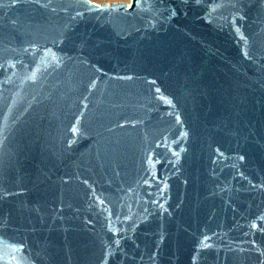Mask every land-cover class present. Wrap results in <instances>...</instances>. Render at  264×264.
<instances>
[{
  "label": "water",
  "instance_id": "water-1",
  "mask_svg": "<svg viewBox=\"0 0 264 264\" xmlns=\"http://www.w3.org/2000/svg\"><path fill=\"white\" fill-rule=\"evenodd\" d=\"M0 264H264V0H0Z\"/></svg>",
  "mask_w": 264,
  "mask_h": 264
},
{
  "label": "rangeland",
  "instance_id": "rangeland-1",
  "mask_svg": "<svg viewBox=\"0 0 264 264\" xmlns=\"http://www.w3.org/2000/svg\"><path fill=\"white\" fill-rule=\"evenodd\" d=\"M92 1H95V2H98V3H100V2H107V3H109V2H116V1H124V2H127L128 0H92Z\"/></svg>",
  "mask_w": 264,
  "mask_h": 264
}]
</instances>
